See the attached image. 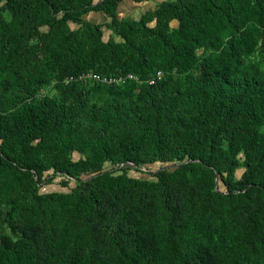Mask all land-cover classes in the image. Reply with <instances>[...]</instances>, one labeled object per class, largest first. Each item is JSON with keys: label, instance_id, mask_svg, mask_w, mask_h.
<instances>
[{"label": "trees", "instance_id": "trees-1", "mask_svg": "<svg viewBox=\"0 0 264 264\" xmlns=\"http://www.w3.org/2000/svg\"><path fill=\"white\" fill-rule=\"evenodd\" d=\"M119 2L0 5V264H264V0ZM87 71L141 82H62Z\"/></svg>", "mask_w": 264, "mask_h": 264}, {"label": "rangeland", "instance_id": "rangeland-1", "mask_svg": "<svg viewBox=\"0 0 264 264\" xmlns=\"http://www.w3.org/2000/svg\"><path fill=\"white\" fill-rule=\"evenodd\" d=\"M160 0H142V1H134V0H120L118 3V6L116 8V15L119 18H126V17H133L137 13L136 11L143 12L150 7L153 6V4L157 3ZM3 2V0H0V5ZM152 5V6H151ZM134 11V12H133ZM133 12V14H131ZM1 15H3L5 18H8V14L5 11H0ZM133 15V16H132ZM82 18L85 21H89L92 23H97L101 24V31H102V39L105 40L108 35H114L112 29L108 28L105 23L109 21V17L106 13L102 11H89L86 14L82 16ZM71 27H74L73 24H70ZM255 57H258V52L255 54ZM54 79L50 81L47 85L43 86L39 90V94H45V95H54L55 94V89L53 87ZM78 156H80L76 152H72L71 158L76 159ZM240 156V154H239ZM177 162L172 161V162H166V163H161V162H153L150 164H146L144 166H140L137 169H127L125 173L133 178H140V179H149L152 178L149 174V172L155 171L159 168H166V169H172ZM103 169H110L111 166L108 163L103 164ZM242 171V168H238L235 170V177H239L240 173ZM86 175H80L79 180L77 181L75 179H69L67 184L65 186L60 185V180L62 177L58 175H54L52 178L46 179L44 182L39 184V191L45 192V191H67L72 187H79L83 190L88 189V185L84 184L82 181L86 178ZM221 188V187H220ZM0 233L2 234H9L10 232L6 227H1L0 228Z\"/></svg>", "mask_w": 264, "mask_h": 264}, {"label": "built area", "instance_id": "built-area-1", "mask_svg": "<svg viewBox=\"0 0 264 264\" xmlns=\"http://www.w3.org/2000/svg\"><path fill=\"white\" fill-rule=\"evenodd\" d=\"M161 75L162 74L160 70H155L152 73V75L146 80V83L149 85L154 84L157 80L161 78ZM128 79L133 80L136 83L141 82V80L138 79V77L134 75L133 73H125L122 75H104V74H100L97 72H91V71L83 72L76 76H73V75L64 76L62 78V82L69 83V82L77 81V80L79 81L89 80L90 82H94L97 84L99 83V84L121 85Z\"/></svg>", "mask_w": 264, "mask_h": 264}, {"label": "crops", "instance_id": "crops-1", "mask_svg": "<svg viewBox=\"0 0 264 264\" xmlns=\"http://www.w3.org/2000/svg\"><path fill=\"white\" fill-rule=\"evenodd\" d=\"M160 1H163V0H160ZM160 1H158V2H160ZM155 4H156V3H155ZM155 4H153V6L151 5L152 7H150L149 9H152V8L154 7ZM133 12H134V11H133ZM133 12H131V14H133ZM136 12H137V13H135L136 15L142 13V12L139 13L138 11H136ZM136 15H134V16L132 15V16H133V17H136ZM101 24H102V23H101ZM169 25H170L171 27H175V25H176V20L172 19V20L169 22ZM108 36H109V35H108ZM111 36H112V35H111ZM114 38H116V37H114Z\"/></svg>", "mask_w": 264, "mask_h": 264}]
</instances>
